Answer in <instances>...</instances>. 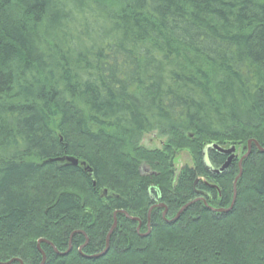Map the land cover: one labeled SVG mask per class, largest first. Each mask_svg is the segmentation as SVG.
<instances>
[{"label": "trees", "instance_id": "obj_1", "mask_svg": "<svg viewBox=\"0 0 264 264\" xmlns=\"http://www.w3.org/2000/svg\"><path fill=\"white\" fill-rule=\"evenodd\" d=\"M152 132L168 147L142 148ZM251 139L264 148V0H0V262L41 264L45 241V264H264L255 148L230 212L171 221L197 192L231 205L236 164L212 175L202 151ZM175 146L192 153L177 175ZM160 203L171 222L149 218Z\"/></svg>", "mask_w": 264, "mask_h": 264}, {"label": "bare ground", "instance_id": "obj_2", "mask_svg": "<svg viewBox=\"0 0 264 264\" xmlns=\"http://www.w3.org/2000/svg\"><path fill=\"white\" fill-rule=\"evenodd\" d=\"M101 5H104V6H107V7H109V9H108V11H112V9L110 8V6L108 5V4H106V3H101ZM106 7V8H107ZM176 59V57H171V55H169L168 57H167V60L169 61H172V60H175ZM152 133H155L156 134V132H152ZM149 134H151V133H149ZM157 135V134H156ZM159 137H161L160 135H158ZM162 138H165V137H162ZM166 139V141H165V143H163L162 144V146L163 147H168V140H167V138H165ZM141 146H142V148H144L145 150H147V151H149V152H151V151H155V150H150V149H148L146 146H144L143 145V142H141ZM228 146V147H227ZM259 147L262 149V150H264V148L259 144V142L258 141H256V140H254V139H251V140H249L248 142H247V144L245 145V147L244 146H241V145H232V144H229V145H224V144H222V143H219V142H210V143H207L206 144V146L204 147V149H203V151H202V155H203V159H204V163H205V166H206V168H207V170L209 171V173H211L212 175H219V176H221V175H223L224 173H226L228 170H229V168L232 166V165H234V164H236V166H237V175H236V177L234 178V180H233V182H232V193H233V198H232V201H231V205L228 207V208H226V209H216V208H212L211 206H209V204L207 203V201L204 199V197H203V195H202V193L201 192H197V195L199 196L198 198H196L195 200H193V201H191V202H189V203H187L184 207H182L181 209H180V211H179V213L176 215V217L175 218H173V220H171V221H173V222H177L178 221V219L180 218V216L187 210V209H189L191 206H193L196 202H203L204 204H205V206L206 207H208L211 211H213V212H215V213H228V212H230L232 209H233V207L235 206V203H236V200H237V193H238V189H239V186H240V183H241V178H242V175H243V172H244V164H245V162L249 159V157L251 156V154H252V151H253V148H255V149H257L258 150V152H260V153H262L261 151H260V149H259ZM172 150H173V152L171 153V155H173V157H175V159H174V161H173V169H174V174H179V172L181 171V169H183L185 166H189V167H192V162H191V157H189L190 158V164H186V165H183L182 167H180V168H178V165H176L175 163H176V160H177V158H178V156H180L182 153H184V152H186L189 156H191L192 155V153H191V150L190 149H183V148H177V146H175V147H172L171 148ZM232 149H234V152H230L229 150H232ZM240 150V152H244V154L243 155H241V156H239L238 155V151ZM213 152H215V153H218L220 156H222L224 159H225V161H224V163L222 164V165H220V166H215L212 162H210V160H209V157H208V155L210 154V153H213ZM65 158V157H64ZM66 158H70V157H66ZM71 159H73V160H75V158H73V157H71ZM55 160H57V159H55ZM55 160H51L50 162H54ZM78 161V160H77ZM57 163H61V162H57ZM62 163H65V164H69V162H62ZM78 165H79V161H78ZM77 165V166H78ZM75 167V166H74ZM141 171H142V169H141ZM141 174L142 175H147V174H150V170L148 169V172L147 173H143V172H141ZM199 180H201V179H197L196 180V184L199 182ZM205 185L206 186H208V187H210V188H212V189H216L217 191H218V187L216 186V185H212V184H210L209 182H207V181H205ZM155 190H156V192H157V201H159L160 200V196H161V194L159 193V191L157 190V188H155ZM222 195V193H221V191H219L218 192V196L220 197ZM156 207H159L160 209H163L164 211H163V214H162V217H163V219L165 220V221H168V222H171V221H169V219H168V209H167V207L163 204V203H160V204H158V205H156V206H152L151 208H150V210H149V218H150V216H151V212H152V210L154 209V208H156ZM129 219V218H128ZM132 219H136V218H132ZM132 219H130V220H132ZM115 221H116V227H117V219H116V217L114 218V223H115ZM132 221H139L138 219H136V220H132ZM113 226H114V224H113ZM113 228V227H112ZM116 229V228H115ZM150 231H151V229H150V227H149V229H148V232L147 233H145V234H141V237H144V238H146V237H148V235L150 234ZM114 232V231H113ZM137 233L138 234H140L141 233V226H138L137 227ZM112 235V234H111ZM109 236V235H108ZM111 237V236H110ZM108 238V237H107ZM44 243H45V241H43ZM109 243H110V239H109ZM39 244V243H38ZM41 244V243H40ZM107 244V243H106ZM49 245V244H48ZM70 245H71V250H72V244H71V242H70V244H69V247H70ZM51 246V245H50ZM51 247H53V249L57 252V250L54 248V246L52 245ZM38 248H39V251L41 250L40 249V246H38ZM83 248V247H82ZM82 248L79 250L80 251V253H81V251H82ZM106 248V247H105ZM69 250V249H68ZM71 250H70V252H71ZM105 250V249H104ZM42 251V250H41ZM41 251H40V253H41ZM43 252V251H42ZM68 252V251H67ZM66 252V253H67ZM69 252V253H70ZM66 253H63V254H66ZM68 253V254H69ZM43 254L45 255V253L43 252ZM67 254V255H68ZM41 255H42V253H41ZM61 255V254H60ZM96 255H98V254H96ZM64 256H66V255H64ZM93 256V255H92ZM45 257H46V255H45ZM42 259H43V255H42ZM46 260H47V257H46ZM13 262L14 261H20V260H12ZM9 262H11V261H9ZM9 262H0V264H7V263H9ZM12 262V263H13ZM41 262H42V260H41ZM11 263V264H12ZM21 263V262H20ZM46 263V262H45ZM22 264V263H21Z\"/></svg>", "mask_w": 264, "mask_h": 264}, {"label": "rangeland", "instance_id": "obj_3", "mask_svg": "<svg viewBox=\"0 0 264 264\" xmlns=\"http://www.w3.org/2000/svg\"><path fill=\"white\" fill-rule=\"evenodd\" d=\"M156 134L151 133V134H146L145 136H143V139H142L143 145L146 146L150 150H161L163 148L162 144L165 143L166 141L165 138L159 137L158 134L157 135ZM243 154L244 152H240V150L238 151L239 156ZM189 157L190 156L186 152H184L180 156H178L175 164L178 165V168L182 167L183 165L190 164ZM142 172L147 173L148 168L146 166H143Z\"/></svg>", "mask_w": 264, "mask_h": 264}, {"label": "water", "instance_id": "obj_4", "mask_svg": "<svg viewBox=\"0 0 264 264\" xmlns=\"http://www.w3.org/2000/svg\"><path fill=\"white\" fill-rule=\"evenodd\" d=\"M259 149H260V151L264 154V150H262L260 147H259ZM230 152H234V149H232V150H229ZM69 162V164H71L72 166H77L78 165V161L75 159V160H73V159H71V158H60V159H57V160H55L54 162ZM127 218H129V219H132L126 212H122ZM115 217H116V213H115ZM132 220H136V219H132ZM139 226H141L140 224H139ZM115 228H116V221H115V223H114V226H113V228L111 229V231H110V233H109V236H108V238H107V244H106V248H105V250L102 252V253H100V254H98V255H93V256H88L87 258H89V259H97V258H100V257H103V256H105L106 254H107V252H108V250H109V239H110V236H111V234L113 233V231L115 230ZM40 243H43V241H39V244H38V246H40ZM45 243H47V244H49V245H51L52 246V244L51 243H49V242H45ZM70 250H71V245H70V247H69V250H68V252L66 253V254H61V256H64V255H67L69 252H70ZM41 251V250H40ZM41 253H42V255H43V259H42V262H41V264H45V262H46V257H45V255L43 254V252L41 251ZM13 261H11V262H9V263H7V264H11Z\"/></svg>", "mask_w": 264, "mask_h": 264}]
</instances>
